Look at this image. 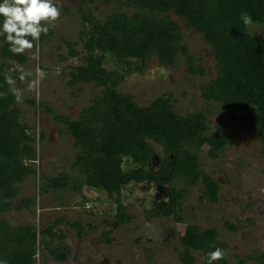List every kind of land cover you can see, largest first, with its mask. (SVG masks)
I'll use <instances>...</instances> for the list:
<instances>
[{
	"label": "trees",
	"instance_id": "1",
	"mask_svg": "<svg viewBox=\"0 0 264 264\" xmlns=\"http://www.w3.org/2000/svg\"><path fill=\"white\" fill-rule=\"evenodd\" d=\"M116 3L119 9L99 20L84 6L99 2ZM2 2V0H0ZM58 5V4H57ZM60 6V5H58ZM79 14L83 22L92 28L84 44L86 56L81 65L71 73L69 86L78 83H95L104 87L103 95L94 99L91 106L81 110L78 120L68 116L55 115L57 124L64 125L73 138L75 147L82 150L74 167L84 177V184L102 192H119L130 181L142 184L153 180L158 188L172 186L175 182L187 180L200 169L199 158L194 151L204 142L211 145L209 156L217 158L227 141L221 137H206L208 119L203 112L182 117L175 113L173 97L166 94L150 106L139 107L130 95H121L116 88L123 74L108 71L103 62L110 54L119 66L129 68L132 60L153 57L165 66H173L178 55H188L182 44L183 34L170 13H174L201 34L205 43L214 50L217 77L200 87L202 99L207 106L217 104L230 120L246 123L264 140V37H254L247 32L241 16L250 14L253 25L264 21V0H82ZM61 11L68 13L66 8ZM0 17V25H2ZM53 35L51 28L47 35H41L38 42L45 44ZM0 260L7 264H36L40 237L64 239L55 233L60 224L57 221L38 231L36 226L14 227L2 217L11 210L23 211L34 203L25 199L16 201L18 186L25 182L34 171L27 163H34L36 149L34 138L28 133L29 126L22 121V111L15 96L5 82L7 70L11 67L3 61L23 63L26 58L10 52L4 36H0ZM36 44V42H34ZM71 57H78L73 44H68ZM190 74L203 75V69L190 64ZM15 78V76H14ZM20 83L22 81L18 80ZM30 104L34 102L29 101ZM39 138V137H38ZM43 139V135L40 136ZM152 142L163 151L159 170L154 171L156 151ZM125 161L127 169L122 168ZM73 185V186H72ZM205 194L202 198L218 202V186L203 175ZM80 190L81 185L73 184L65 174L51 178L43 185V192L70 188ZM185 190L171 189L166 202L155 204L146 211V218H169L182 222ZM120 204L116 209V220L120 225L131 221ZM226 228L235 232L237 227L226 222ZM76 228H83L77 223ZM185 251L180 254L184 264H195L193 252L200 253L207 264V253L219 247L225 252L227 245L219 240L216 229L202 230L190 227V235L181 240ZM53 259L58 263L68 260V249H51ZM264 264V255L255 257ZM213 264H229L225 259ZM243 264V263H242Z\"/></svg>",
	"mask_w": 264,
	"mask_h": 264
},
{
	"label": "rangeland",
	"instance_id": "2",
	"mask_svg": "<svg viewBox=\"0 0 264 264\" xmlns=\"http://www.w3.org/2000/svg\"><path fill=\"white\" fill-rule=\"evenodd\" d=\"M82 0H56L68 13L61 11L60 19L51 26V35L45 44L36 42L35 47L23 56L26 60L3 61L10 67L20 65L32 72L35 78L39 68L47 75L38 87L30 88L27 82H19V72L12 73L15 87L20 90L22 121L29 126L28 133L34 141L37 158L32 164L34 173L19 185L16 201L33 200L28 210H11L2 220L14 227L34 225L42 231L60 221L55 233L64 239L40 237L36 264H184L180 254L185 251L181 240L190 235V227L202 230L216 229L219 240L226 244L229 264H259L254 259L264 255V140L246 124L229 119L217 104L207 106L202 99L200 87L217 77L214 50L201 34L190 28L183 19L170 13L171 19L182 29L183 42L188 55H178L173 66L160 64L150 57L132 60L129 68L119 66L110 54L105 56L103 66L108 71L123 74L116 92L130 95L139 107L150 106L166 94L173 97L176 114L188 117L203 112L208 119L206 137H221L226 147L217 158H211V145L204 142L194 151L199 158L200 169L191 173L185 182L158 188L155 181L142 184L135 181L122 186L119 192H102L84 184V177L74 167L82 150L75 147L73 138L64 125L57 124L55 115L68 116L78 120L82 109L92 105L94 99L103 95L104 87L95 83H78L69 86L71 71L81 65L86 56L84 44L92 28L82 21L79 4ZM99 20L119 9L116 3L99 2L84 6ZM247 32L254 37H264V21L249 26ZM80 53L70 56V47ZM1 46V41H0ZM190 64L203 69V75L190 74ZM8 75V70L6 72ZM29 101L34 102L30 104ZM45 107V108H44ZM43 135V139L40 136ZM39 137V138H38ZM156 155L154 171L159 170L163 156L162 148L152 142ZM123 161L122 168H128ZM68 175L80 190L72 188L43 192V185L51 178ZM203 175L218 186V202L203 199L205 188ZM185 190L186 197L182 211L183 221L173 217L146 218V211L166 202L171 189ZM122 204L125 213L132 217L129 223L120 225L116 220V209ZM226 222L237 227L235 232L226 228ZM79 223L83 231L75 225ZM66 247L68 260L56 262L51 249ZM195 264H205L200 253L193 252Z\"/></svg>",
	"mask_w": 264,
	"mask_h": 264
},
{
	"label": "clouds",
	"instance_id": "3",
	"mask_svg": "<svg viewBox=\"0 0 264 264\" xmlns=\"http://www.w3.org/2000/svg\"><path fill=\"white\" fill-rule=\"evenodd\" d=\"M61 8L56 0H2L0 2V36H4L9 45V51L16 55L31 51L38 42L41 35H47L49 28L54 26L60 19ZM241 20L245 26H252L254 21L250 14H243ZM19 72V79L27 82L30 88L38 87L40 82L46 77V73L37 68L35 78L32 72L25 70L20 65H13L5 76V82L9 85L8 91L15 96L17 102L21 101L20 90L15 87L16 79L12 75ZM7 93H0V97H6ZM207 264L222 260L227 257V253L217 247L207 253ZM0 264H7L6 260H0Z\"/></svg>",
	"mask_w": 264,
	"mask_h": 264
}]
</instances>
